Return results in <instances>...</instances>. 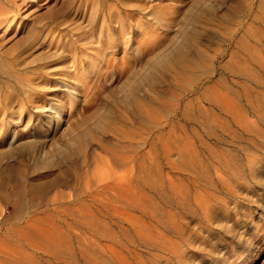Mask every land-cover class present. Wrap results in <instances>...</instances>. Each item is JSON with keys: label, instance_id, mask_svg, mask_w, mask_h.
Returning a JSON list of instances; mask_svg holds the SVG:
<instances>
[{"label": "rangeland", "instance_id": "1", "mask_svg": "<svg viewBox=\"0 0 264 264\" xmlns=\"http://www.w3.org/2000/svg\"><path fill=\"white\" fill-rule=\"evenodd\" d=\"M126 1L140 6L125 7L133 22L116 30L117 61L100 46L103 62L88 83L70 65L82 46L68 44L73 34L94 41L101 23L78 17L74 0H26L0 35L1 50L20 51L26 71L2 53L0 91L15 94L0 111V264H264V108L262 118L248 110L256 127L234 123L235 136L209 134L207 119L227 101L247 107L246 84L257 101L263 86L247 74L259 67L264 0ZM53 16L73 27L60 40L46 27ZM186 38V63L163 65ZM122 57L126 69L116 64ZM45 67L50 75L31 92L47 105L40 110L21 82ZM61 78L76 89L72 108ZM200 137L222 157L211 159ZM201 149L209 173L199 176Z\"/></svg>", "mask_w": 264, "mask_h": 264}, {"label": "bare ground", "instance_id": "2", "mask_svg": "<svg viewBox=\"0 0 264 264\" xmlns=\"http://www.w3.org/2000/svg\"><path fill=\"white\" fill-rule=\"evenodd\" d=\"M20 1H22V2H20ZM25 1L26 0H0V35H2V32L4 30L8 29L9 26H11V25H13L15 23H18V18H17L18 12L21 10V4H23V2H25ZM40 5H43V4H40ZM75 5H77V6H75ZM126 5H130V6L135 5L136 7L140 6V5L136 4V3H132V2L128 3V1H126V0H79V1L78 0H74V3L72 5V7L75 6L74 8H75V11H76L78 17L79 16L82 17L83 15H87V14L90 13V15L92 14V17L96 20L97 23L98 22L101 23L99 35L95 38L94 41H93V34L90 35L89 37H86L84 34H73V36H71V37H73V39L71 38V41L68 44V48L72 49V50H68V51H73L77 47L82 46V47H80L81 50H77L76 49L75 53H73V55H72V60L70 62V65H72L71 67H73L74 72H75V74H74L75 75V79H76V81L78 83H80V82L83 83V81L85 83L90 82L92 80V77H90L91 73L94 74L95 72L98 71V69H100L99 67L101 66V64L103 62L102 60L104 58V56L99 53V50H102L100 48V46L104 47L105 51L106 50L108 51V49H111V51H112L111 53H112L113 56L109 60L107 59V61H109V64L110 63L112 64L113 61L116 60V57L114 56V53H116V51H117V49H116L117 45H112V42H114L115 39L118 38V36H115V34L117 32L116 30L120 29L123 33H126L129 29H131L132 22H133V16L130 15V13L126 12V8H125ZM261 7H262V11H263L262 19L264 21V4ZM69 8H71V7H69ZM69 8H67V9H69ZM100 21H102V22H100ZM46 27L49 28L50 35H52V36L55 35L58 40L62 39L65 34H68L73 29L71 24H68V20L66 18H60L59 16H53V18L49 20V26H46ZM91 32L92 33L94 32V28L93 27H92ZM189 43H190V39L186 38L180 45H178L174 49L172 54L164 56V58L162 59V64L165 65V66H170V65H172L175 62L176 63L178 62V63L185 64L186 63L185 57L187 55L186 51L188 49ZM95 48H96V50L94 52H92ZM2 53L10 55V56H7V58H6L7 65L8 66H14V67L17 68L16 65L19 64L17 59H20L21 56H22V54H19L20 51L16 52L15 50H13V48H11L9 51H2L1 48H0V65L1 66L4 65V62H3L4 58H2L3 57ZM259 53H260L259 67L255 70V72H249L247 74L248 78L252 79L253 77H255L257 82L260 85L263 86L260 94L257 97V101L255 100L256 102H253V100L251 99L252 93H251V90H250V86L246 84L245 96H246V101H247V107H245L244 109H241V108H238L236 105H233L232 103L227 101L226 106L223 107V108H225V112L222 115L218 114L215 111H211V113L209 114L210 117H207V119L209 118L208 119V121H210V126L209 127L211 128L209 134L215 132L216 128H215V130H212L213 127H217V129L220 128L219 129L220 131H221V129H223V131H226V132L227 131H231L230 133L233 132L234 136H235L236 131L232 130L234 123H237V124L240 123L241 126L246 127L247 129L253 128L255 126L254 122L253 123L251 122V121H253V119L251 121H249L250 119L247 118V113H249L248 110H250L251 108L254 111H257V113L262 118V116H261L262 113L261 112H262V108H264V31H263V35L261 37V47L259 48ZM82 54H84V55H82ZM116 64H118V67H120L121 69H126L127 67L130 66V62L125 57H122V59L120 61L116 62ZM19 66H20V68H18V71H20V72L23 71L24 73H26V71L23 68H21L20 64H19ZM45 68L47 70L44 71V72H41V71L39 72L38 69H36L34 71L35 75L37 73L36 78L33 77L34 74L31 75V76H26L25 75L26 78H24V82H21L22 85H24V87L27 90V92H29L27 94V96H25L26 100H28L29 103L33 104V106L35 108L40 109V110H43L47 105H42L41 103H38L34 99L35 96H33L31 92L36 91L37 90V86H39V84H38L39 81L37 79H40L41 77H44V75H50V72L48 71V67H45ZM97 73H95V74H97ZM14 76L17 77L18 79L22 80V78H21L19 73H17V75H14ZM93 78H96V76H93ZM97 79H98V77L96 78V80ZM61 82L64 83L65 86L68 87V90H69V93H70L69 95L72 96L71 105H70L71 106L70 108H72V106H73V104L75 102L74 99H76V93H77L76 89H71L69 87L68 79H66V78H61ZM5 89L7 90V88H5ZM10 89H11V87H10ZM27 92H25V93H27ZM12 94H15V93H12ZM12 94L10 95V93H8V92L4 93V92H2V90L0 91V111H2L4 114H7L9 112L6 109V107L8 105H13V103H14V99H10V98H12L11 97ZM19 99H21V97ZM17 101H18V99H17ZM3 102H5V103H3ZM22 102L23 101L21 100V104H23ZM216 103L219 104V101L216 102ZM222 103L224 104V102H222ZM3 104H5V105H3ZM21 104L19 103V107L21 106ZM23 106H25V104H23ZM50 109H54L55 110L54 112H50V114L53 115L55 118H59L62 115L61 108H57V107H54L52 105L50 107ZM1 129H2V125H1ZM249 131H251V130H249ZM218 133H219V131H218ZM222 135H223V132H222ZM199 139H200L199 144L202 146V148L205 147V148L208 149V151H209L208 154H209L211 159H213V158L216 159V158L222 157V153L218 149H215V148H211L210 149V146H209L210 144L208 142L205 143L201 137ZM199 144H198V146H199ZM251 145H250V147L252 148ZM233 147H236V149L238 148L237 146H233ZM234 151H236V150H234ZM222 152H224V151H222ZM195 157H196V160H195V163H194L195 166L193 168H195L196 173L199 176L204 175V173H206V172L209 173V167H208L209 164L203 162V158H202L203 157V149L197 150V153H196ZM234 159H236V158H234ZM210 162H211V160H210ZM218 164H219V162H218ZM222 164L224 166H226L227 169L230 168V170H234V168H235V166L234 167H230V165L231 166H233V165L229 161V159H227L226 161H223ZM211 166H213V165H211ZM212 168H214V166ZM214 169H212V170H214ZM216 172L218 174V179H220L221 178V175H220L221 170L217 169ZM114 173H113V175H114ZM182 174H184V173H182ZM221 174H224V173H221ZM233 174L234 175H238L239 172L236 171V173H235L233 171ZM103 179H104V177H103ZM218 179H217V181H218ZM228 179H230V178H228ZM120 180H122V179H120ZM198 180L200 181V179H198ZM231 183L233 184V182H231ZM214 187H215V185H214ZM114 189H115V187H114ZM209 189H212V188H209ZM211 196H213V195L211 194ZM169 215H172V213L169 214ZM173 219H174V217H173ZM173 219H172V217L171 218L169 217L170 221L168 220L167 223L170 224L172 222L173 225L176 224V223L173 222ZM175 226H178V225H175ZM105 259L106 258H102L101 264L103 263V261H106ZM128 259L127 258H116V260L118 261L119 264H132L133 261H130ZM116 260H114V261L116 262ZM136 260H137L138 264H146L145 260H143V259L140 260L139 258H136ZM107 261H108V259H107ZM90 262H92V260ZM107 263H109V262H107ZM92 264H93V262H92Z\"/></svg>", "mask_w": 264, "mask_h": 264}]
</instances>
